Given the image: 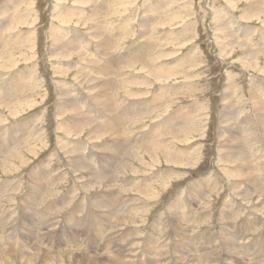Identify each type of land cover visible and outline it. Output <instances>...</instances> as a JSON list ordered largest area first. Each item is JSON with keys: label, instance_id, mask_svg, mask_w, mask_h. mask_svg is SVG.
I'll list each match as a JSON object with an SVG mask.
<instances>
[{"label": "rangeland", "instance_id": "374dc122", "mask_svg": "<svg viewBox=\"0 0 264 264\" xmlns=\"http://www.w3.org/2000/svg\"><path fill=\"white\" fill-rule=\"evenodd\" d=\"M263 8L264 0H0V90L3 88L1 83L6 79L13 78V83L17 85L25 83L23 78L31 81L28 85L31 89L25 83L24 89L19 92V99L12 96V102L10 99V103H0V128L9 126L5 134L8 137L16 136L14 139L19 142L21 138L17 135L22 134L21 124L25 123L23 135L27 139L23 140H29L31 148V151H27V146H18L20 155L23 154L22 160L21 157L10 160L0 157V191L9 192L10 199L4 200L3 211L12 213L11 210L17 209L23 197L26 200L20 209L26 207L29 201L26 194L29 173H42V165L49 178L53 175L57 178L53 184L55 192L41 195L43 207L50 212L47 203L54 200L59 201L58 208L61 206L57 218H52V231L49 230V234L59 233V243L54 245L52 240L46 243L51 247V252L67 244L65 238L70 234L68 230H73L69 226L68 215L73 209V212L76 211L74 215H77L75 218L85 217L84 225L98 227L96 234L76 228L72 232L78 240L83 241L82 246L85 245L75 251L78 254L84 250L112 249L104 244L107 238L109 243L116 242L119 248L130 251V257L125 255L122 264H148L149 259L151 264H189L191 261V264H241L240 256L224 252L218 245L219 239H230L231 234L237 233L236 229L241 230L239 234H249L245 260L250 259L249 264H254L264 242V195L260 197L256 193L264 189V148H257L264 147V135L261 130L247 128L243 120H258L257 125L264 129V118L260 119L258 109L260 100L264 99ZM154 43L158 46L152 49L147 46V50L153 54L152 58L155 57L154 64L173 66L168 74L172 76L166 82L145 72L146 91H138L135 80L139 65L132 64L141 44ZM27 67L33 70L23 72ZM105 82L110 84L105 85ZM143 92L146 93L144 97L136 96ZM143 101L149 103L150 107L148 111L136 115ZM72 102L78 107L71 109ZM65 105H69L64 108L67 113L63 112ZM153 109L156 111L152 116L136 122L138 115L147 114ZM13 110L16 112L11 113ZM186 113L194 126L189 131V140H178L185 136L182 134L184 131L180 130L181 126H174L172 130L165 127L168 132L165 134V147L177 154L178 158H173L175 162L166 161L160 154L156 155L155 160L146 155L144 163L139 162L135 145L141 144L139 140L143 137L144 129H151L154 123L166 125L181 122ZM120 115H124L122 119ZM112 117L114 123L121 126L119 134L107 127L113 126L107 123L111 122ZM64 119L85 123L80 126V132L67 134L60 129L66 127L60 123ZM235 121V126L230 129ZM94 122H97L100 130H89ZM223 129L224 135L221 136ZM234 131L239 138L231 140L232 148L228 149L226 144L230 143L226 136L234 135ZM241 133L246 143H255L249 153H252L250 164L254 167L250 176L253 174L256 178L255 187L249 184L250 181H243L242 178L240 181V177L235 176L236 167L244 164L231 155H225V150L242 147L244 141L241 140ZM94 136L102 137L91 140ZM255 138L257 141H254ZM67 139L79 141L85 150L66 153L70 148V145L65 146ZM120 141L126 144L124 149L123 145L118 147ZM3 142L6 141H0V146L6 144ZM16 142L14 145L18 144ZM59 142H64V146H59ZM100 142H108L112 148L107 146L104 151L95 148ZM89 147L93 148V156L103 154L98 161L99 164L106 162L103 168L107 178L114 175L115 179H121L117 180L120 188L112 190L113 198L100 202H108L111 208L93 210L98 218L87 211V205L97 193L106 192L107 182L101 187L91 183V171L78 168L70 161L73 159L77 165L87 163L89 167ZM181 149L185 154L179 157L178 150ZM186 152L193 155L188 160L185 158ZM37 166L39 169H35ZM233 183L238 185L233 186ZM133 185H148L151 188L147 187L146 190L152 193L151 196L139 193ZM246 187L250 199L242 193ZM239 188L243 189L242 192ZM253 190H256L255 194ZM34 203L37 206L39 200ZM169 204H173L172 207ZM122 209L125 210L119 215ZM19 213H12L11 221L16 222L17 217L20 221L8 233L15 231V234L23 235L33 243L7 246L19 247L25 253L24 248L37 243L43 245L45 238L40 241L35 233H30L21 220L22 213ZM50 216V213L44 212L40 223H49ZM27 217L35 218L31 215ZM153 228H157L154 234ZM4 230L7 231V228ZM243 243L240 240L238 245L240 254L244 250ZM165 248L179 251L171 257ZM8 250L9 247L1 250L5 254L0 257V264H21L18 259L6 258ZM63 258V264H69L65 260L67 257Z\"/></svg>", "mask_w": 264, "mask_h": 264}, {"label": "bare ground", "instance_id": "6f19581e", "mask_svg": "<svg viewBox=\"0 0 264 264\" xmlns=\"http://www.w3.org/2000/svg\"><path fill=\"white\" fill-rule=\"evenodd\" d=\"M10 1H12V0H10ZM24 1V0H23ZM123 2V1H122ZM17 3V2H16ZM109 3V2H108ZM107 3V4H108ZM126 3V2H125ZM9 5H10V3H8ZM104 4V3H103ZM127 5V4H126ZM95 7V6H94ZM124 7V6H123ZM234 8V7H233ZM6 9V8H5ZM264 9V8H263ZM11 10V9H10ZM98 10V9H97ZM5 11V10H4ZM13 12V11H12ZM11 12V13H12ZM169 17V16H168ZM251 17V16H250ZM253 17V16H252ZM4 18H5V16H4ZM9 19V18H8ZM26 20V19H25ZM12 21V20H11ZM5 23V22H4ZM264 23V22H263ZM11 24H14V23H11ZM15 25V24H14ZM13 27H15V26H13ZM222 28V27H221ZM15 31V30H14ZM158 31V30H157ZM240 33V32H239ZM98 35V34H97ZM142 35V34H141ZM144 35V34H143ZM40 36V35H39ZM223 36V35H222ZM248 37V36H247ZM104 38V37H103ZM108 38V37H107ZM233 38V37H232ZM235 38V37H234ZM245 38V37H244ZM109 39V38H108ZM155 39H157V36L155 37ZM231 39V38H230ZM247 39V38H246ZM245 39V40H246ZM217 40V39H216ZM220 40V39H219ZM229 40V39H228ZM224 41V40H223ZM232 41V40H231ZM2 42V41H1ZM4 42V41H3ZM237 42V41H236ZM114 43V42H113ZM155 44V43H154ZM152 45L151 44V46H152V48H155V47H157L158 45ZM233 44V43H232ZM1 45V44H0ZM5 45V44H4ZM6 46V45H5ZM112 46V45H111ZM235 46V45H234ZM242 47V46H241ZM112 48V47H111ZM151 48V49H152ZM164 48V47H163ZM113 50V49H112ZM158 50V49H157ZM168 50V49H167ZM160 51H162V52H168V51H165V50H161L160 49ZM229 51H231V50H229ZM244 52V51H243ZM259 52V51H258ZM170 53V52H169ZM245 53V52H244ZM257 53V52H256ZM138 54H139V51H138ZM165 54V53H164ZM247 54V53H246ZM249 54V53H248ZM151 55H153L152 53H148V52H144V53H141V54H139L138 56H137V58L134 60V63L132 64V65H139V68L137 69V72H138V75L137 76H139V78L138 79H136L135 80V84L136 85H138L139 86V88H138V91H139V89L141 90V89H143V90H145V85H146V76H145V72H146V74H149L150 73V75L153 77V78H155V79H157V78H161L162 80H164V81H166L167 82V79H169V76H172V75H168L170 72H171V70H172V68H173V66H167V67H162V66H160V65H157V64H154L155 62H154V58H152V56ZM170 55V54H169ZM159 56V55H158ZM247 57V56H246ZM134 58V57H133ZM148 58V59H147ZM157 58V57H156ZM244 58V57H243ZM251 59V58H250ZM253 59H255L254 57H253ZM252 59V60H253ZM12 60V59H11ZM15 60V59H14ZM126 60V59H125ZM153 60V61H152ZM256 60V59H255ZM8 61V60H7ZM129 61V60H128ZM126 62H127V60H126ZM130 62H131V60H130ZM177 62V61H176ZM251 63V62H250ZM247 64V63H246ZM245 64V65H246ZM1 65V64H0ZM110 65V64H109ZM251 65H252V63H251ZM5 66V65H4ZM183 67V66H182ZM7 68V67H6ZM70 68V67H69ZM30 70H33L32 68L30 69V68H26V71H23V72H26V73H29V71ZM175 70H177V69H175ZM184 70V69H183ZM107 71V70H106ZM179 71V70H178ZM137 72H136V74H137ZM19 74V73H18ZM17 75V74H16ZM107 75V74H106ZM105 76V75H104ZM104 76H102V77H104ZM20 77V76H19ZM24 77V76H23ZM28 78V77H27ZM18 79V78H17ZM24 79V81H25V83L27 84V86L28 85H30V83H31V81H28V79L26 80V78H23ZM22 79V80H23ZM161 79H159V81L161 80ZM13 78L11 79H6V80H4V82H2L1 83V86L3 87L2 88V90H0V95L1 96H3V97H0V103H10V99H12L14 96H15V98L14 99H19V97H20V94H19V92L21 91V90H23L24 89V84H22L21 85V83H19V85H17V84H15V83H13ZM148 80V79H147ZM6 81V82H5ZM16 81V80H15ZM18 81H20V80H18ZM23 81V82H24ZM33 81V80H32ZM22 82V83H23ZM6 83L8 84V85H6ZM33 83V82H32ZM96 83V82H95ZM13 84V85H12ZM25 84V85H26ZM36 84V83H35ZM109 85L110 84V82H105V85ZM103 85V84H102ZM27 86H26V88H27ZM104 86V85H103ZM228 86V85H227ZM28 87H30V86H28ZM95 87V86H94ZM104 88V90H105V87H103ZM30 89H31V87H30ZM95 89H96V87H95ZM103 90V91H104ZM97 91V90H96ZM124 91V90H123ZM146 91V90H145ZM106 92V91H105ZM125 93V92H124ZM144 93V94H143ZM143 93H138V95H136V96H142V97H144L145 95H146V93L145 92H143ZM96 94V93H95ZM94 94V95H95ZM106 94H107V92H106ZM230 94V93H229ZM13 96V97H12ZM113 96V95H112ZM112 98V97H111ZM102 99H104V97L102 98ZM227 100V99H226ZM7 101V102H6ZM13 101V99L11 100V102ZM111 101V100H110ZM139 101V100H138ZM32 104V103H31ZM30 104V105H31ZM72 104V106L70 107L71 109H74L75 107H78V106H74L73 104H74V102H72L71 103ZM105 104H107L106 102H105ZM110 104V103H109ZM21 105V104H20ZM26 105V104H25ZM117 105V104H116ZM67 106H69V105H65V106H63V109L65 108V107H67ZM138 106V105H137ZM140 106V107H139ZM138 107V109L136 110V112H135V114L137 115V114H139L141 111H148V109H149V107H150V104L149 103H146L145 104V101L143 102V104H141V105H139ZM258 106H259V111L261 112V117H260V119H262V118H264V99H262V100H260V102H259V104H258ZM5 107V106H4ZM92 107V106H91ZM191 107V106H190ZM230 107V106H229ZM30 108V107H29ZM192 108V107H191ZM91 109H93V108H91ZM107 109V108H106ZM196 109V108H195ZM65 110V111H64ZM63 110V112H66L67 111V109H64ZM76 110H79V109H76ZM88 110H89V108H88ZM154 110L156 111V109H153L151 112H148L147 114H144V115H138L137 116V118H136V122H138V121H140V120H144V119H146L148 116H152L154 113ZM193 110H194V108H193ZM183 111V110H182ZM239 111V110H238ZM258 111V112H259ZM16 111H11V113H15ZM18 112V111H17ZM110 112V111H109ZM241 112V111H240ZM10 113V114H11ZM18 113H20V112H18ZM67 113V112H66ZM182 113V112H181ZM184 113H185V111H184ZM188 113V112H187ZM183 114V120L181 121V122H172V123H169V124H166V125H164V124H159V123H154L153 125H152V127H151V129H150V127H149V129H147V127L144 129V131H143V137L141 138V140H139V142L141 143V144H137V145H135L136 146V148H137V151L139 152L138 154H139V162H142V163H144V161H143V159H144V157L146 156V155H150V157H152V160H155L156 159V155H163L164 156V158L166 159V161H168V162H170V161H174L175 162V160L174 159H176V158H178L176 155L177 154H173V153H171L172 151L171 150H168L166 147H165V145H166V139H165V134H167L168 132L166 131V129H165V127L166 128H171V130H172V127H174V126H181V129L180 130H182V134H184L185 136H184V138H182V136H181V138L182 139H178L180 142H185L186 140H189L190 139V136H189V131L194 127L193 126V124H190V121L192 120L191 118V120L189 119V115L188 114ZM231 113V112H230ZM239 113V112H238ZM71 114V113H70ZM178 114V113H177ZM257 114V113H256ZM79 115V114H78ZM176 115V114H175ZM179 115V114H178ZM182 115V114H181ZM259 115V114H258ZM75 116H76V114H75ZM123 116L124 115H122V117H121V115H120V118L122 119L123 118ZM169 116H171V114L169 115ZM35 117V116H34ZM81 117V116H80ZM114 117V116H113ZM113 117H112V121H113V126H107L108 128H109V130H114L117 134H119L120 133V129H119V126H120V124L119 123H114L115 121L113 120ZM176 117V116H175ZM227 117V116H226ZM237 117V116H236ZM78 118V117H77ZM83 118V117H82ZM117 118V117H116ZM115 118V119H116ZM133 118V117H132ZM181 118V117H180ZM73 119V118H72ZM71 119V120H72ZM189 119V120H188ZM229 119H231V120H233V118H229ZM259 119V118H258ZM74 120V119H73ZM86 120V119H85ZM88 120V119H87ZM117 120V119H116ZM168 120V119H167ZM33 121V120H32ZM83 121H84V119H83ZM96 121V120H95ZM161 121V120H160ZM244 122V125L246 124L247 125V128L249 127V128H251V130L253 129V130H257V131H260L261 130V132L263 133V135H264V129L261 127V125L260 124H258L257 125V122H258V120H256V121H254V120H251L250 121V123H249V120H243ZM29 122V121H28ZM91 122H92V120H91ZM162 122V121H161ZM32 123V122H31ZM34 123V122H33ZM60 123H63V126H66V127H64V128H60V129H62L64 132H66L67 134H71V133H74V134H76L77 132H80V130H81V128H80V126L81 125H83L84 123H85V121L84 122H82V121H75V122H72V121H70V119H69V121L68 120H66V119H64V120H62ZM60 123H57L56 125H59V126H61L60 125ZM93 123V122H92ZM139 123V122H138ZM141 123V122H140ZM249 123V124H248ZM29 124V123H28ZM90 123H88V125H89ZM235 124H236V121L235 122H233L232 124H231V127H230V129H232L234 126H235ZM242 124V123H241ZM35 125V124H34ZM86 125V124H85ZM84 125V127H87V126H85ZM128 125V124H127ZM10 126H12V125H10ZM21 126L23 127V129H20L21 130V133L22 134H19L18 133V135H17V137L18 138H21L20 140H19V142H16L17 140H15L14 139V137H16V136H12V137H8L6 134H5V132L9 129V126H4L3 128H0V141H6V142H3V143H6V144H4V145H2V146H0V157H2V159L3 160H5L6 158H8L7 160H10V158H14V157H21V160L23 159V154H21L20 155V153H19V151H18V148L19 147H23V148H26V146H27V151H31V148H29L30 146V142H29V140H27V141H25V140H23L24 138H26L27 136L26 135H23V130H24V128H25V123L24 124H21ZM151 126V125H150ZM106 127V126H105ZM121 127V126H120ZM27 128V127H26ZM58 128V127H57ZM103 128V127H102ZM140 128V127H139ZM180 128V127H179ZM236 128V127H235ZM241 128H243V127H241ZM91 129H93V131H97L98 129H99V125L97 124V122L95 123L94 122V124H92V128L90 127V129L89 130H91ZM245 129V128H244ZM32 130V129H31ZM83 130V129H82ZM100 130V129H99ZM104 130V129H103ZM219 130H220V128H219ZM2 131V132H1ZM13 131V130H12ZM92 131V130H91ZM193 131V130H192ZM224 129L220 132V135L221 136H223L224 135ZM240 131V130H239ZM242 131H244V130H242ZM27 132V131H26ZM102 132H104V131H102ZM106 132V131H105ZM112 132V131H111ZM134 132V131H133ZM170 132V131H169ZM172 132H174V131H172ZM175 132H176V130H175ZM218 132V131H217ZM244 132H246V131H244ZM244 132H242L243 134H244ZM171 133V132H170ZM241 133V134H242ZM247 133V132H246ZM251 133V132H250ZM262 133H260V134H262ZM123 134V133H122ZM134 134H136L135 132H134ZM242 134V135H243ZM260 134H258V135H260ZM79 135V134H78ZM100 135H101V133H100ZM163 135V136H162ZM169 135V134H168ZM172 135V134H171ZM218 135H219V133H218ZM220 135H219V137H220ZM245 135V134H244ZM244 135L242 136L243 138L241 139L242 141H244L243 142V144H242V147L241 148H237V149H235V150H233V151H228V150H225V155H227L228 154V156L229 155H231V156H233V159H236V161L237 160H240L244 165H239V166H237L236 167V169H235V173H237V174H235V176H237V177H240V181H241V178H242V180L244 181V180H246V181H250L249 182V184L251 183V186L253 185L254 187L256 186V178H255V176L253 175V174H251V176H250V173H253L254 171H253V168L251 167L252 165L250 164V162H251V160H250V155L252 154H249L251 151V149H253L254 147L252 146V144L254 143H252L251 145L250 144H248V143H246L245 141V138H244ZM21 136V137H20ZM117 136V135H116ZM246 136H248V135H246ZM100 137H102V136H94V137H92V138H90L91 140L92 139H95V138H100ZM227 137V142H229L230 144H228L226 141H224V142H226L225 144H226V146L228 147V149H231L232 147H231V140H236V139H238L239 137L237 136V134H236V131H234V135H231V136H226ZM263 137V136H262ZM162 138V139H161ZM260 138V137H259ZM27 139V138H26ZM30 139H32V138H30ZM133 139H134V137H133ZM248 139V138H247ZM120 140V139H119ZM223 140H225V139H223ZM114 141V140H113ZM254 141H257V139L255 138V140ZM262 141H264V140H262ZM15 142L16 143H18V144H16V145H14L15 144ZM65 142V141H64ZM64 142H59L61 145H59V146H61V147H63L64 146ZM110 142V141H109ZM248 142V141H247ZM115 143V142H114ZM113 143V144H114ZM116 144V143H115ZM114 144V145H115ZM122 144H123V149H124V147L126 146V144L124 143V142H122V141H120L119 142V144H118V147L119 146H122ZM125 144V145H124ZM255 144V143H254ZM35 145V144H34ZM66 145H70V148L69 149H67L65 152L66 153H74V152H76V151H79V150H85V147L82 145V144H79L77 141H67V143H65V146ZM238 145V147H239V144H237ZM19 146V147H18ZM220 147V146H219ZM221 147H224V146H221ZM186 148H188V145H187V147ZM257 148H259V149H262V148H264V147H257ZM62 149H65V148H62ZM92 149L93 148H88V154H87V160L89 161V162H91V164L89 165V167H87L88 166V164L87 163H85V165H77L76 163H75V161L72 159V160H70L71 161V163L73 164V165H75L76 167H78V168H83V169H88L89 171H91V173H92V177H91V179H90V182L91 183H94V184H96V185H98L99 187H101L102 185H103V183L106 181L107 182V186H105V191L106 192H103V193H97V194H109V193H111L110 194V196H109V198L107 199L108 201L109 200H111L112 198H113V191L112 190H117V189H119L120 188V183H118L117 182V180L119 179H115V177H114V175H113V177H110V179H108L107 178V175H106V172L104 173V174H98V173H100L101 171H102V169H103V167L105 166V164H106V162L105 163H103V164H99L100 162L98 161V156H96V157H94L93 156V151H92ZM133 149H134V147H133ZM132 149V150H133ZM219 149V148H218ZM119 150V149H118ZM102 151H104V150H102ZM111 151V150H110ZM171 151V152H170ZM175 151V150H174ZM183 151V152H182ZM254 151V150H253ZM24 152V151H23ZM114 152V151H113ZM116 152H117V150H116ZM115 152V153H116ZM186 153H188V152H186ZM132 154V153H131ZM178 154H179V157H181V155H183V154H185V152H184V149H181V150H178ZM181 154V155H180ZM103 154H100L99 155V157H101ZM75 158H77L78 156L77 155H73ZM193 155H191L190 154V152L188 153V154H186V156H185V158H186V160H188L189 158H191ZM104 157V156H103ZM137 156H135V158H136ZM170 157V158H169ZM235 157V158H234ZM174 158V159H173ZM226 158H228L227 156H226ZM229 159V158H228ZM230 159H231V157H230ZM232 159V160H233ZM82 160V159H81ZM105 160H106V158H105ZM182 161V160H181ZM6 162V161H5ZM185 163V162H184ZM183 163V164H184ZM51 164V163H50ZM70 164V163H69ZM99 164V165H98ZM233 164V163H232ZM44 166V165H43ZM94 168H93V167ZM235 167V166H234ZM239 167H241V168H239ZM129 168H131V167H129ZM248 168H249V170H248ZM35 169H39L38 168V166L37 167H35ZM237 169H241L240 171H237ZM41 170H42V173L41 172H38V173H36V174H34V172H30L29 173V176H30V178H28L29 179V184H28V186L26 187L27 188V191H26V194L28 195V199H29V201H27V203H26V207L25 208H23L22 210L20 209V208H22L23 207V205H24V203H25V200H26V198L25 197H23V198H21V201L20 202H18V203H20V204H17V209L16 208H14L13 210H11V212L12 213H22V216H21V220H23V222H24V224L28 227V230H29V232L30 233H35V236H37L38 237V239L41 241V240H43L44 238V240L42 241V244L43 245H41V243H37L36 245H32V246H30V247H27V248H24V251H25V253L23 252V251H21L20 249H19V247L18 248H16V247H14V246H7V245H9V244H15V245H22V246H24V245H27V244H32L33 243V241L32 240H30V239H25V237H23V235H19V234H15V231H12V234L11 233H8V231L10 232L11 231V227L13 226V225H15L16 224V222L18 223L19 221H20V219L17 217V221L16 222H12L11 221V216H12V213H9V214H7L5 211H3V202H4V200L6 199L7 201H8V199H9V192H5V193H3L2 191H0V196H2V201L0 200V213H1V217H0V229H1V233H0V257H3V254H5V253H3L1 250H5V249H7L8 247H9V250H8V252H7V254H6V258H11L12 259V257H13V259H18L19 261H20V263L21 264H63V262H62V258L65 256V257H67V258H65V260L66 261H68L69 262V264H122L121 263V261L123 260L124 261V256L125 255H127V257L129 256L130 257V255H129V252L128 251H125V250H123V249H121V248H119L118 247V244L116 243V242H110L109 243V241H108V239L106 238L105 240H104V244L106 245V247H110V248H112V249H110V250H107V251H105V249L104 250H96V251H88V250H84L85 252H83V253H76L77 251H79L83 246H85V245H83L82 246V244L81 243H83V241H80V240H78L76 237H75V235H74V233H72L74 230H76V229H83V230H88V231H90L92 234H96L97 233V231H98V227L97 226H95V225H90V226H88V225H84V221H85V217L83 216V217H81L80 219L79 218H75L74 216H77V215H74L75 214V212H73V209L69 212V215H68V220H69V222H70V224H69V226L70 227H72L73 228V230H68V232L70 233L69 235L67 234L66 235V238H65V240H66V242H67V244L65 245V246H63V247H58V248H54L53 249V252H51V250H50V246L48 247L47 245H46V243H48L49 242V240H52V242L54 243V245H57L58 243H59V233H55V234H49V230H50V228L54 225V221H52V218L53 219H55V218H57L56 217V214L60 211V209H61V206H60V208H58V202L59 201H56L55 202V200L54 201H50L49 203H47V204H49V205H47V206H50L49 208H50V212H49V210L47 209V208H45V207H43L44 205H43V203H42V200H41V195H43V194H45L44 196H46V195H50L53 191H54V187H53V184L57 181V178L53 175V176H50L51 178H49L46 174V172L45 171H47L46 170V168L45 167H42V165H41ZM53 170V169H52ZM51 170V171H52ZM40 171V170H39ZM51 171H49V173H51ZM54 171H56V170H54ZM110 171V170H109ZM96 172H98V173H96ZM223 172V171H222ZM56 173V172H55ZM108 173V172H107ZM227 174H228V172H226ZM229 173H231V172H229ZM233 174V173H232ZM38 175V176H37ZM229 175V174H228ZM109 176V175H108ZM64 177V176H63ZM61 178H62V176H61ZM250 178H251V180H250ZM121 179H119V181H120ZM141 180V179H140ZM233 181H235V180H233ZM59 183V182H58ZM140 183L141 182H139L138 184L140 185ZM230 183H232V182H230ZM244 183V182H243ZM246 183V182H245ZM244 183V184H245ZM48 184H51V185H49L48 186ZM94 184H92V185H94ZM204 184V183H203ZM248 184V183H247ZM90 185V184H89ZM89 185H87V186H89ZM122 185V184H121ZM236 185H238L237 183H233V186H236ZM57 186V185H56ZM86 186V187H87ZM134 187H136L137 188V190H138V192L139 193H143V194H145V195H150L151 196V194H149V193H147V187L148 188H151V187H149L148 185H144V186H137V185H133ZM232 186V185H231ZM260 186V185H259ZM9 188V187H8ZM56 188V187H55ZM59 188V187H58ZM233 188V187H232ZM242 188V187H241ZM258 189H260V188H258ZM121 190V189H120ZM149 190V189H148ZM232 190V189H231ZM239 190H240V188H239ZM243 190V189H242ZM242 190H240L241 192H242ZM57 191V190H56ZM55 192V191H54ZM149 192V191H148ZM239 192V191H238ZM253 192H254V194H255V192H256V190H253ZM86 193V192H85ZM120 193V192H119ZM236 193V192H235ZM243 194H244V197L245 198H249V194H250V192H249V189H247V187L245 188V190H243V192H242ZM256 193H258V195L261 197L262 195H264V189L262 188V189H260L258 192H256ZM96 194V195H97ZM239 194H240V192H239ZM123 195V194H122ZM235 195V194H234ZM142 196V195H141ZM236 196H238V195H236ZM252 196V195H251ZM43 197V196H42ZM51 197V196H50ZM49 197V198H50ZM140 197V196H139ZM148 197V196H147ZM240 197H242V195L240 196ZM243 197V198H244ZM243 198H241V199H243ZM259 198V197H258ZM263 198V197H262ZM46 199V198H45ZM93 199H96L95 197H93L92 199H90V200H93ZM129 199V198H128ZM250 199V198H249ZM264 199V198H263ZM10 200V199H9ZM35 200H39V204L36 206L35 205V203H34V201ZM51 200V199H50ZM89 200V201H90ZM106 200V199H105ZM114 200V199H113ZM260 200V199H259ZM43 201H44V199H43ZM69 201V200H68ZM115 202H116V200H114ZM244 201V200H243ZM243 201H242V203H243ZM44 202H46V201H44ZM48 202V201H47ZM70 202V201H69ZM132 202V201H131ZM177 202H179V201H177ZM176 202V204L178 205V203ZM245 202H246V200H245ZM65 203H66V201H65ZM112 203V202H111ZM114 203V202H113ZM156 203V202H155ZM175 203V202H174ZM247 203V202H246ZM46 204V203H45ZM91 204H92V206H93V209L94 210H100V209H104L105 210V208L104 207H106L107 209H108V207H110V204H108V205H105V204H99L98 205V203H96V202H91ZM131 204V203H130ZM136 204V203H135ZM146 204H147V202H146ZM228 204V203H227ZM10 204H9V202H8V205L7 206H9ZM170 205V207H172V205L173 204H169ZM225 205H226V203H225ZM46 206V207H47ZM121 206V205H120ZM131 206V205H130ZM179 206V205H178ZM246 206V205H245ZM15 207V206H14ZM100 207V208H99ZM126 207V206H125ZM226 207H228V206H226ZM225 207V208H226ZM244 207V206H243ZM250 207V206H249ZM39 208V209H38ZM76 208V207H75ZM111 208V207H110ZM121 208V207H120ZM132 208V207H131ZM135 208V207H134ZM140 209V208H139ZM227 209V208H226ZM230 209H232V207L230 208ZM5 210V209H4ZM124 210L125 209H122L121 210V212L120 213H118L119 215L122 213L123 214V212H124ZM141 210V209H140ZM145 210V209H144ZM225 210V209H224ZM228 210V209H227ZM242 210H244L243 208H242ZM9 210L7 209V212H8ZM79 211V210H78ZM87 211L91 214V215H93L95 218H98V216H97V214H95V213H92L90 210H89V208H87ZM171 211V210H170ZM173 211V210H172ZM226 211V210H225ZM44 212H45V214H51L52 216H50L49 217V219H48V221H49V223H45L44 225L43 224H41L40 223V221H42V218H43V214H44ZM83 212V211H82ZM102 212V211H101ZM108 212L110 213V209L108 210ZM127 212V211H126ZM224 212V211H223ZM244 212V211H243ZM19 213V214H20ZM24 213H25V215H31V216H34L35 218L34 219H32V218H30V217H27V216H25L24 215ZM80 213V212H79ZM87 213V212H86ZM85 213V214H86ZM227 213V212H226ZM226 213H224V214H226ZM230 213V212H229ZM232 213V212H231ZM230 213V214H231ZM117 214V215H118ZM224 214H223V216H224ZM6 215V216H5ZM59 215V214H58ZM57 215V216H58ZM82 215V214H81ZM104 215V214H103ZM111 215V214H110ZM116 215V214H115ZM106 216V215H105ZM176 216H178V215H176ZM226 216V215H225ZM80 217V216H79ZM87 217H88V214H87ZM86 217V218H87ZM109 216H107V218H108ZM112 217V216H111ZM117 217V216H116ZM122 217V216H121ZM120 217V218H121ZM159 217V216H158ZM183 217V216H182ZM182 217H180V218H182ZM227 217H228V214H227ZM8 218H9V220H8ZM111 219V218H110ZM183 219V218H182ZM4 220V221H3ZM27 221H29V222H27ZM108 221H109V219H108ZM114 221V220H113ZM124 221V220H123ZM101 222V221H100ZM130 222V221H129ZM220 222V221H219ZM122 223V222H121ZM134 223V222H133ZM116 224V223H115ZM125 224V223H124ZM130 225V224H129ZM128 225V226H129ZM175 225V224H174ZM173 225V226H174ZM177 225V224H176ZM154 226V225H153ZM152 226V227H153ZM162 226V225H161ZM167 226V225H166ZM165 226V227H166ZM117 227H118V225H117ZM151 227V228H152ZM251 227H253V225L251 226ZM7 228V231H5L4 229H6ZM76 228V229H75ZM18 229L19 230H21V227L19 226L18 227ZM191 229V228H190ZM190 229H189V231H190ZM101 230V229H100ZM186 230V229H185ZM50 231H52V230H50ZM123 231V230H122ZM151 231V230H150ZM155 231H157V228H153L152 229V232H153V234L155 233ZM235 231L237 232V233H233V234H231L230 235V239H225V238H222V239H219L220 241H219V246H221V249L224 251V252H229V253H233V254H237L238 256H240L239 258L242 260V263L241 264H249L250 262V259H248V260H245V252H246V249L248 248V247H246V245H248V243H247V241H248V239L250 238L249 237V234H246L245 232H243V233H241V234H239V232H241V230H236L235 229ZM243 231V230H242ZM67 232V233H68ZM127 232V231H126ZM6 233V234H5ZM38 233V234H37ZM123 233H125L124 231H123ZM245 233V234H244ZM7 234H8V237H7ZM122 234V233H121ZM150 234V233H149ZM152 234V235H153ZM251 235V234H250ZM150 236V235H149ZM155 236V235H154ZM52 237H53V239H52ZM110 237V236H109ZM2 238V239H1ZM122 239V238H121ZM240 240H243L244 241V243H243V247L242 248H244V250L242 251V254H240V251H239V249H238V245L240 244ZM120 241H122V240H120ZM124 242V241H123ZM100 243H103V242H99L98 244H100ZM125 244V243H124ZM49 245V244H48ZM76 245L77 246H79V247H76ZM127 245V244H126ZM210 246H211V244H210ZM213 246V245H212ZM64 247H66V248H64ZM130 247V246H129ZM128 247V248H129ZM132 247H134V246H132ZM214 247V246H213ZM212 247V248H213ZM64 248V249H63ZM99 248V246L97 245V249ZM101 248H103V246L101 247ZM126 248V247H125ZM135 248V247H134ZM21 249H22V247H21ZM35 249V250H34ZM43 249V250H42ZM209 249H211V247L209 248ZM214 249V248H213ZM166 252H168V256H171V257H173L174 256V254H175V252L176 251H179V249H176L175 251H173V250H170L169 248H165L164 249ZM198 250H200V249H198ZM75 253H74V252ZM116 251V252H115ZM134 251V250H133ZM143 251V250H142ZM211 251V250H210ZM103 252H106L107 254H103ZM189 252V251H188ZM249 252V251H248ZM247 252V256L249 257V253ZM143 253V252H142ZM191 253V252H190ZM195 253V252H194ZM13 254L15 255V257L13 256ZM167 254V253H166ZM179 254H181V253H179ZM184 254H186V253H182V255H184ZM133 255H134V253H133ZM132 255V256H133ZM176 255H177V253H176ZM187 255H189V254H187ZM191 255V254H190ZM204 255V254H203ZM193 256V255H192ZM195 257V256H194ZM178 258V257H177ZM176 258V259H177ZM11 259H9V260H11ZM64 259V258H63ZM148 259V258H147ZM146 259V260H147ZM181 259H182V257H181ZM180 259V260H181ZM186 259H188V257L186 258ZM193 259V258H192ZM130 260V259H129ZM252 260V259H251ZM3 261V260H2ZM127 261H128V259H127ZM148 261V260H147ZM176 261V260H175ZM184 261V260H183ZM191 261V260H190ZM4 262V261H3ZM2 262V263H3ZM9 263H11L10 261H8ZM130 262V261H129ZM132 262V261H131ZM130 262V263H131ZM179 262V261H178ZM186 262V261H185ZM192 262V261H191ZM191 262L189 263V264H191ZM14 263V262H13ZM148 264H151L152 262L150 261V259H149V262H147ZM194 263V262H193ZM208 263H211V262H208ZM178 264V263H177ZM186 264V263H185ZM254 264H264V258H262V259H259V260H257Z\"/></svg>", "mask_w": 264, "mask_h": 264}, {"label": "crops", "instance_id": "0c3cea01", "mask_svg": "<svg viewBox=\"0 0 264 264\" xmlns=\"http://www.w3.org/2000/svg\"><path fill=\"white\" fill-rule=\"evenodd\" d=\"M147 46H148V48L149 49H151L152 48V46L150 45V44H148V45H146V44H141V46H140V48H139V54H141V53H144V52H148V53H151V52H149L148 50H147ZM138 54V55H139ZM160 66H162V67H167L168 65L166 64V63H162V64H160ZM139 78V76H136V79H138ZM4 82V81H3ZM0 97H3V96H1L0 95ZM144 102V101H143ZM143 102L141 103V104H143ZM109 125L110 124H113V121L111 120V122H107ZM249 123H250V120H249ZM248 123V124H249ZM107 124V125H108ZM66 141V140H65ZM67 141H71L70 139H67ZM79 144H82V143H80L79 141H77ZM83 145V144H82ZM123 145V144H122ZM107 146H110L109 148H112V146L111 145H109V143L108 142H100V143H98L97 144V146L95 147V148H97V149H100L101 151L102 150H106L105 148L107 147ZM114 148H116V147H114ZM108 149V148H107ZM94 157H96V156H94ZM98 159H100V157L98 156ZM100 162V161H99ZM101 164H103V162L101 163ZM96 173H98V172H96ZM98 174H104V168L102 169V171L100 172V173H98ZM110 194L111 193H109V194H97V196H95V198L96 199H93V200H90V201H88V205H87V207L89 208V210L92 212V213H94L93 212V206H92V204H91V202H96V203H100V202H103V201H108L107 199L109 198V196H110ZM106 199V200H105ZM100 204H104V203H100ZM109 203L107 202V204H105V205H108ZM95 214H97V213H95ZM247 243L249 244V239H248V241H247ZM262 258H264V242H263V245H262V248H261V250H260V255H258L257 256V259L255 260V262L257 261V260H259V259H262Z\"/></svg>", "mask_w": 264, "mask_h": 264}]
</instances>
